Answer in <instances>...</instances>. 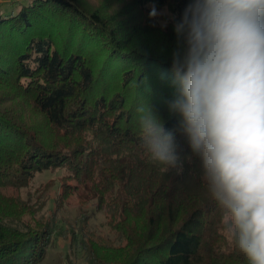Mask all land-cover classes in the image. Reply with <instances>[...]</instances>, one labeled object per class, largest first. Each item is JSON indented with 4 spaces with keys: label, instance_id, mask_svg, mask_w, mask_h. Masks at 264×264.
<instances>
[{
    "label": "trees",
    "instance_id": "16d2710c",
    "mask_svg": "<svg viewBox=\"0 0 264 264\" xmlns=\"http://www.w3.org/2000/svg\"><path fill=\"white\" fill-rule=\"evenodd\" d=\"M3 3L0 79L13 80L12 89L27 96L50 128L77 144L50 145L0 109V264H40L46 257L58 220L38 217L37 203L18 191L37 173L62 166L70 168L76 185L88 183L96 192L97 209L107 211L127 242L118 247L120 256L102 260L84 244L85 236L74 235L72 243L94 264H246L221 229L220 209L186 138L177 132L181 157L191 156L180 175L163 171L142 147L136 120L141 100L166 128H178L179 117L168 109L172 61L128 49L108 17L88 13L74 0H28L10 11ZM142 3L167 4L180 22L190 0ZM59 15L68 20L69 42L62 48L50 31ZM97 40L106 54L95 71L84 52ZM25 214L32 224L23 221Z\"/></svg>",
    "mask_w": 264,
    "mask_h": 264
},
{
    "label": "clouds",
    "instance_id": "9594fccd",
    "mask_svg": "<svg viewBox=\"0 0 264 264\" xmlns=\"http://www.w3.org/2000/svg\"><path fill=\"white\" fill-rule=\"evenodd\" d=\"M158 15L155 7L150 17ZM174 96L168 129L154 108L136 107L150 161L184 171L177 132L202 163V180L221 212V229L246 264H264V0H190L175 25Z\"/></svg>",
    "mask_w": 264,
    "mask_h": 264
},
{
    "label": "rangeland",
    "instance_id": "374dc122",
    "mask_svg": "<svg viewBox=\"0 0 264 264\" xmlns=\"http://www.w3.org/2000/svg\"><path fill=\"white\" fill-rule=\"evenodd\" d=\"M27 1L4 0L3 5L10 11L13 6ZM74 2L88 13L97 11L104 18L108 17V23L115 28L118 38L126 39L128 49L170 61H173L175 52L182 51V38L178 37L175 31L178 22L167 4L162 6L144 4L142 0H74ZM153 7L158 15L150 17L149 13ZM54 20V27L50 31L57 46L62 48L64 42H69L68 20L62 15ZM101 43V40H97L90 50L84 52L95 67V71L102 67L106 54ZM67 45V48L75 49L71 44ZM11 81L13 80L0 79V109H6L12 120L36 131V134L50 145L77 144L70 136L51 129L43 113L32 106L27 96L12 89ZM23 81L27 82L25 79ZM76 184L78 183L73 179L70 168L62 166L37 173L18 191L20 197L31 204L37 203L33 206V212H36L38 217L44 215L47 218L54 215L58 220L59 227L52 236V245L40 264H94L87 259L80 246L72 243L74 235V238L85 236L84 244L91 247L93 256L96 254L102 260L111 259L116 254L120 256L118 247L127 244L110 225L107 211L97 209L96 192L91 190L88 183L79 186ZM22 219L29 224L33 222L30 214H25ZM135 230L138 229L135 227ZM140 233L141 231L136 232V236H141Z\"/></svg>",
    "mask_w": 264,
    "mask_h": 264
}]
</instances>
